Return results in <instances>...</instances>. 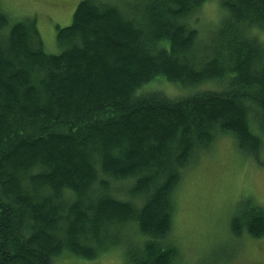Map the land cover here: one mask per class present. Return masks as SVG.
<instances>
[{"label": "trees", "instance_id": "obj_1", "mask_svg": "<svg viewBox=\"0 0 264 264\" xmlns=\"http://www.w3.org/2000/svg\"><path fill=\"white\" fill-rule=\"evenodd\" d=\"M211 1L82 0L58 27L59 54L36 17L8 29L0 8V264L120 251L125 264H182L176 194L198 153L230 134L264 166V42L252 33L264 0H219L207 27ZM230 221L236 236H264L249 198Z\"/></svg>", "mask_w": 264, "mask_h": 264}, {"label": "rangeland", "instance_id": "obj_2", "mask_svg": "<svg viewBox=\"0 0 264 264\" xmlns=\"http://www.w3.org/2000/svg\"><path fill=\"white\" fill-rule=\"evenodd\" d=\"M81 1L0 0V8L9 17L8 29L16 22L36 17L44 49L59 54L64 47L57 41L58 27L71 24ZM102 1L128 3L131 0ZM218 4L219 0H212L203 8L201 15L207 27L223 16ZM252 33L264 42V29L255 28ZM201 39L199 47L208 45ZM162 81L153 80L149 85L158 86L172 96L184 93L178 86ZM196 159L187 167L176 194L171 238L180 248L182 264H264V236L257 239L247 233L236 236L230 226L235 211L248 198L264 208V166L241 151L234 136L222 133ZM112 186L118 190L124 183L114 182ZM126 232L132 234V229L128 226ZM170 241L168 238L165 243ZM100 264H125L122 252L103 257Z\"/></svg>", "mask_w": 264, "mask_h": 264}]
</instances>
